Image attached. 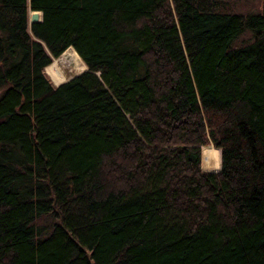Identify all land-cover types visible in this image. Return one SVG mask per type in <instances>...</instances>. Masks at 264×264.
I'll list each match as a JSON object with an SVG mask.
<instances>
[{"label": "trees", "instance_id": "16d2710c", "mask_svg": "<svg viewBox=\"0 0 264 264\" xmlns=\"http://www.w3.org/2000/svg\"><path fill=\"white\" fill-rule=\"evenodd\" d=\"M0 264H264V0H0Z\"/></svg>", "mask_w": 264, "mask_h": 264}, {"label": "bare ground", "instance_id": "6f19581e", "mask_svg": "<svg viewBox=\"0 0 264 264\" xmlns=\"http://www.w3.org/2000/svg\"><path fill=\"white\" fill-rule=\"evenodd\" d=\"M72 59L73 63L77 65V70L83 68L84 62L79 58L76 51L71 47H67L58 58H55L51 63L44 66V69L51 75L54 82L61 80L64 77L63 72L60 70L57 61H67L69 60L66 56ZM63 65V64H62ZM61 65V66H62ZM64 80V79H63ZM57 83V82H56ZM201 159L203 167H218L219 165V151L213 148L210 144L202 145L201 147Z\"/></svg>", "mask_w": 264, "mask_h": 264}, {"label": "rangeland", "instance_id": "374dc122", "mask_svg": "<svg viewBox=\"0 0 264 264\" xmlns=\"http://www.w3.org/2000/svg\"><path fill=\"white\" fill-rule=\"evenodd\" d=\"M224 1H225V6L226 7H229L231 10L243 12V11H247V10H256L257 8L260 7V5H261V3H262L263 0H224ZM29 10L30 9H27V20H26V24H27V29L30 32V30H29V19H28ZM241 37L244 38L245 35H242ZM241 37H240V39H242ZM59 55H60V53L58 55H56V56H52L51 57L52 61L55 58H58ZM66 58H68L69 60H67V61H61V60L59 61L58 60L57 61V64H58L60 70L64 74V77L61 80L66 79L68 76H70L73 73L79 71V70H77L78 68H77L76 63L75 62L73 63L72 59L70 60V57L68 55L66 56ZM84 67H85V65L83 66V68ZM42 69H43L44 73L46 74V76L48 77V79L50 80V82L52 84H54L53 83L54 81H53L51 75L44 68H42ZM61 80L60 81H56V82L59 83V82H61ZM206 144L208 145V143H206ZM201 147L202 146H200V148ZM201 164H202V159H201ZM202 167H203V164H202Z\"/></svg>", "mask_w": 264, "mask_h": 264}, {"label": "water", "instance_id": "95a60500", "mask_svg": "<svg viewBox=\"0 0 264 264\" xmlns=\"http://www.w3.org/2000/svg\"><path fill=\"white\" fill-rule=\"evenodd\" d=\"M41 17V13L39 9H30L29 13H28V19H29V23L35 20H39ZM96 74H98V70L94 71Z\"/></svg>", "mask_w": 264, "mask_h": 264}, {"label": "crops", "instance_id": "0c3cea01", "mask_svg": "<svg viewBox=\"0 0 264 264\" xmlns=\"http://www.w3.org/2000/svg\"><path fill=\"white\" fill-rule=\"evenodd\" d=\"M85 68H86V66H85L84 68H80L79 71L82 70V69H85ZM79 71H78V72H79ZM75 73H77V72H75ZM75 73H73V74H75ZM73 74H72V75H73ZM70 76H71V75H70ZM70 76H68V77H70ZM68 77H67V78H68ZM59 81H60V80H59ZM61 81H62V80H61ZM53 83H54V84H57L56 82H53ZM208 144H210L213 148L218 149V151H219V148H218V147L213 146L211 143H208ZM200 149H201V148H200ZM200 167H201L202 169H205V170H216V169H218L219 165H218V167H213V166H212V167H206V166H205V167H202V164H201V150H200Z\"/></svg>", "mask_w": 264, "mask_h": 264}]
</instances>
